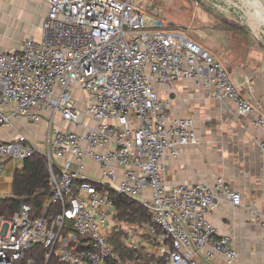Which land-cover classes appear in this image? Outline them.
Masks as SVG:
<instances>
[{"label":"built area","instance_id":"obj_1","mask_svg":"<svg viewBox=\"0 0 264 264\" xmlns=\"http://www.w3.org/2000/svg\"><path fill=\"white\" fill-rule=\"evenodd\" d=\"M38 1L46 8L41 36L0 50V127L19 116L39 124L48 110L80 131L51 126L40 146L22 134L0 141V174L4 163L35 154L49 169L40 211L22 203L0 215V264H35V251L45 264L234 262L231 236L208 216L242 198L221 175L166 181L165 157L197 138L193 118L171 114L155 86L202 81L263 132L264 115L209 51L164 26L151 0ZM258 145L264 150V133ZM85 158L97 164L96 178L84 173ZM113 193L138 202L149 220H120ZM260 227L264 244V218Z\"/></svg>","mask_w":264,"mask_h":264},{"label":"crops","instance_id":"obj_2","mask_svg":"<svg viewBox=\"0 0 264 264\" xmlns=\"http://www.w3.org/2000/svg\"><path fill=\"white\" fill-rule=\"evenodd\" d=\"M45 14L46 8L38 0H0V50L17 48L28 37L39 38ZM15 28L22 32L21 39H4ZM202 37L201 46L223 64L241 95L264 115V45L217 26L202 27ZM155 90L167 102L171 114L193 118L197 138L196 143L178 147L177 156L165 157L166 181L193 184L221 175L242 198L237 207L223 201L208 216L219 235L231 236L239 253L234 262L217 260L216 264H264L260 227L264 218V150L258 145L263 130L252 124L251 115L236 114L232 102L217 100L202 81L179 79L171 87L155 86ZM76 106L82 108L80 99ZM10 121L11 125L0 127V141H14L22 134L40 146L51 126L80 131L48 110L36 125L28 123L24 116ZM84 163V173L96 178L97 164L90 158H85ZM22 165L14 161L2 165L0 198L12 195L13 175ZM115 172L122 174V168L115 166Z\"/></svg>","mask_w":264,"mask_h":264},{"label":"rangeland","instance_id":"obj_3","mask_svg":"<svg viewBox=\"0 0 264 264\" xmlns=\"http://www.w3.org/2000/svg\"><path fill=\"white\" fill-rule=\"evenodd\" d=\"M151 3L161 10L159 18L167 29L184 34L200 46L204 41L202 27L212 26L240 32L264 45V5L260 0H151ZM21 33L15 28L4 39L19 41Z\"/></svg>","mask_w":264,"mask_h":264},{"label":"trees","instance_id":"obj_4","mask_svg":"<svg viewBox=\"0 0 264 264\" xmlns=\"http://www.w3.org/2000/svg\"><path fill=\"white\" fill-rule=\"evenodd\" d=\"M49 169L45 158L35 154L23 161L22 168L15 170L12 181V195L0 198V215L14 213L20 204L32 205L35 211H40L48 197ZM116 199L117 216L127 222L147 221L149 215L135 200L113 193ZM35 264H45L41 251L33 254ZM47 264H57L51 258Z\"/></svg>","mask_w":264,"mask_h":264},{"label":"water","instance_id":"obj_5","mask_svg":"<svg viewBox=\"0 0 264 264\" xmlns=\"http://www.w3.org/2000/svg\"><path fill=\"white\" fill-rule=\"evenodd\" d=\"M261 1V3L264 5V0H260Z\"/></svg>","mask_w":264,"mask_h":264}]
</instances>
